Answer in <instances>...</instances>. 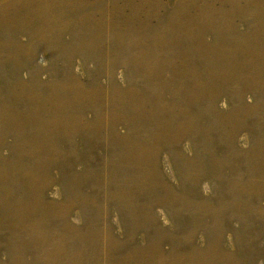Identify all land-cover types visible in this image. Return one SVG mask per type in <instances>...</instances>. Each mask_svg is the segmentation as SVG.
<instances>
[{"label": "rangeland", "instance_id": "1", "mask_svg": "<svg viewBox=\"0 0 264 264\" xmlns=\"http://www.w3.org/2000/svg\"><path fill=\"white\" fill-rule=\"evenodd\" d=\"M0 264H264V0H0Z\"/></svg>", "mask_w": 264, "mask_h": 264}]
</instances>
